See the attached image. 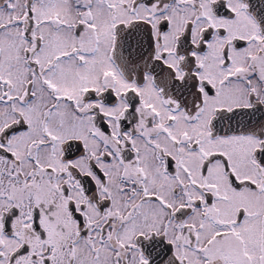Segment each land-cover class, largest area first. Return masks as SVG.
<instances>
[{
  "label": "snow or ice",
  "instance_id": "1",
  "mask_svg": "<svg viewBox=\"0 0 264 264\" xmlns=\"http://www.w3.org/2000/svg\"><path fill=\"white\" fill-rule=\"evenodd\" d=\"M0 264H264V0H0Z\"/></svg>",
  "mask_w": 264,
  "mask_h": 264
}]
</instances>
